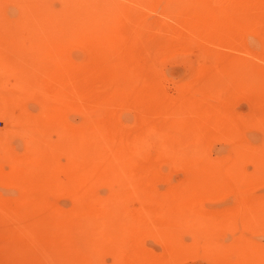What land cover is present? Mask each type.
Instances as JSON below:
<instances>
[{
  "label": "rangeland",
  "instance_id": "obj_1",
  "mask_svg": "<svg viewBox=\"0 0 264 264\" xmlns=\"http://www.w3.org/2000/svg\"><path fill=\"white\" fill-rule=\"evenodd\" d=\"M175 8L0 0V264H264V11Z\"/></svg>",
  "mask_w": 264,
  "mask_h": 264
},
{
  "label": "bare ground",
  "instance_id": "obj_2",
  "mask_svg": "<svg viewBox=\"0 0 264 264\" xmlns=\"http://www.w3.org/2000/svg\"><path fill=\"white\" fill-rule=\"evenodd\" d=\"M137 1L141 2V0H137ZM142 1H149V0H142ZM174 2H175L176 7L178 6V8H182L188 13L187 15L188 18L185 16L187 19H190V21H192V19L196 20L193 22V24L200 22L202 26H204L205 24V27H207L208 29L211 28L212 30H215V31L217 29H215V27L212 25L209 17L211 16L212 10L216 6L220 7L221 9H224L226 11L225 15L227 16V18L225 21L226 28H224L226 29V31L223 29V32L225 33V35L227 34L226 37L228 38H233L231 34L235 35V33H233L234 30L238 32V30L234 27L235 16L239 14H243L244 11L246 12V10L248 9L250 11H258V13L261 11L262 12L264 11V0H174ZM99 8L96 9V11L93 13L91 17V19L93 18L96 21L95 32L98 33L99 31L105 30V32L107 31L106 33L111 34L112 30L110 29V25L118 19L119 15L117 16L115 15V13H112V11H107V10H103ZM178 8H175V11L173 12H177ZM181 12L183 11L181 10ZM121 13H122V10H121ZM190 15L191 17H189ZM241 26H242V23H241ZM63 31H66V30H63ZM234 38H236V36H234ZM80 139H87L88 140L87 143L90 146H94L99 140L98 132L94 130L88 131L86 134L83 133Z\"/></svg>",
  "mask_w": 264,
  "mask_h": 264
}]
</instances>
